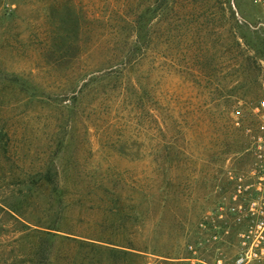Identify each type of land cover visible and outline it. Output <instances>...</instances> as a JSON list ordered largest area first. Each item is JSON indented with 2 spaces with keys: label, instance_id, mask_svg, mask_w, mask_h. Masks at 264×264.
Returning <instances> with one entry per match:
<instances>
[{
  "label": "rangeland",
  "instance_id": "rangeland-1",
  "mask_svg": "<svg viewBox=\"0 0 264 264\" xmlns=\"http://www.w3.org/2000/svg\"><path fill=\"white\" fill-rule=\"evenodd\" d=\"M263 100L256 0H0V264L232 257Z\"/></svg>",
  "mask_w": 264,
  "mask_h": 264
},
{
  "label": "built area",
  "instance_id": "built-area-1",
  "mask_svg": "<svg viewBox=\"0 0 264 264\" xmlns=\"http://www.w3.org/2000/svg\"><path fill=\"white\" fill-rule=\"evenodd\" d=\"M264 12V0H256ZM257 118L253 128L252 150L255 165L246 181L239 177L230 204L221 205V216L230 215L244 223L239 231V250L232 257H219L208 262L197 256L188 258L190 264H264V100L253 109ZM189 249L196 255L194 245Z\"/></svg>",
  "mask_w": 264,
  "mask_h": 264
},
{
  "label": "trees",
  "instance_id": "trees-1",
  "mask_svg": "<svg viewBox=\"0 0 264 264\" xmlns=\"http://www.w3.org/2000/svg\"><path fill=\"white\" fill-rule=\"evenodd\" d=\"M153 9L151 7H147L146 9L142 10V12L137 15L136 20L134 21L137 26V33L135 35L137 42H143L146 40H149V35L146 33V26L151 22L153 19L152 15ZM143 51L141 49H132L127 52L125 57L119 59V62L117 64H113L112 57L108 59V66H117L121 67V70L117 73H122L126 68L132 66L134 62H136L140 56H142ZM113 73V67L111 68V71L106 72V75H111ZM49 179V178H48ZM0 209H3V207H0ZM49 230H57L53 225L51 227H48Z\"/></svg>",
  "mask_w": 264,
  "mask_h": 264
}]
</instances>
